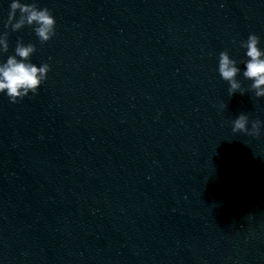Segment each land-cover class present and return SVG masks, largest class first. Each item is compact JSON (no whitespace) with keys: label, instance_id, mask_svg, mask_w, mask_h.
<instances>
[{"label":"clouds","instance_id":"1","mask_svg":"<svg viewBox=\"0 0 264 264\" xmlns=\"http://www.w3.org/2000/svg\"><path fill=\"white\" fill-rule=\"evenodd\" d=\"M19 16L17 18V13ZM25 26L33 27L35 35L41 43L49 42L56 35V19L47 7L40 9L37 3H22L21 0H12L5 28L17 32ZM260 37L250 33L246 40L240 42V46L246 49L243 77L251 81L250 88L245 90L238 81L237 76L241 69L237 61L232 59L227 51H221L218 57V73L230 87V96L239 92L241 95L246 91L254 92L256 98H264V49L260 47ZM9 49L8 32L0 33V53H7ZM34 44H25L18 40L14 54L9 55L6 62H0V94L7 96L11 104H16L25 97L39 94L40 87L47 80L51 66L43 63L41 66L31 62L35 53ZM223 108L224 105H221ZM232 131L245 133L251 136L260 135L261 121H252L251 130L248 128L249 117L242 113L234 119Z\"/></svg>","mask_w":264,"mask_h":264}]
</instances>
